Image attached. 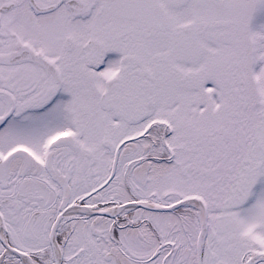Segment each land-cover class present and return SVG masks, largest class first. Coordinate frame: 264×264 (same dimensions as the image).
Returning a JSON list of instances; mask_svg holds the SVG:
<instances>
[{
	"label": "snow or ice",
	"instance_id": "6c2138e0",
	"mask_svg": "<svg viewBox=\"0 0 264 264\" xmlns=\"http://www.w3.org/2000/svg\"><path fill=\"white\" fill-rule=\"evenodd\" d=\"M0 264H264V0H0Z\"/></svg>",
	"mask_w": 264,
	"mask_h": 264
}]
</instances>
